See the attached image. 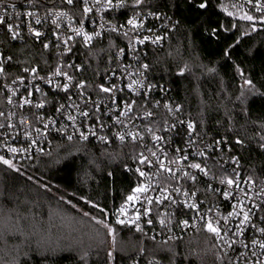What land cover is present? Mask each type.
<instances>
[{
  "label": "built area",
  "instance_id": "built-area-1",
  "mask_svg": "<svg viewBox=\"0 0 264 264\" xmlns=\"http://www.w3.org/2000/svg\"><path fill=\"white\" fill-rule=\"evenodd\" d=\"M225 1L238 11L264 16V0ZM86 7L91 11L85 12ZM0 17L4 18L0 23V156L20 165L49 153L56 142L130 146L133 153L126 172L139 179L138 188L147 191L135 190L129 195L132 200L127 197L116 213L118 225L161 244L203 232L235 264H264V249L259 246L264 242L260 231L264 228V182L245 178L231 146L201 134L185 117L171 89L149 78V54L164 48L178 26L172 17L144 11L136 0H111V4L108 0H73L71 4L67 0H0ZM85 34L92 39L85 42ZM105 41L115 51L98 80L82 61L85 50ZM8 44H35L47 55L42 65L20 66L5 54ZM57 69L61 74H56ZM132 81L137 83L129 88ZM81 83L83 88L78 87ZM65 84L69 85L66 91ZM100 86L115 88L102 92ZM126 105H131V111ZM130 133L138 134L135 140ZM193 163L200 164L207 175L191 168ZM228 179L233 185L227 184ZM234 212L238 214L230 215ZM244 212L249 220L242 225ZM209 218L221 229V236L227 224V237L219 239L206 230ZM131 264L164 263L140 254Z\"/></svg>",
  "mask_w": 264,
  "mask_h": 264
},
{
  "label": "trees",
  "instance_id": "trees-1",
  "mask_svg": "<svg viewBox=\"0 0 264 264\" xmlns=\"http://www.w3.org/2000/svg\"><path fill=\"white\" fill-rule=\"evenodd\" d=\"M140 9L178 23L149 54L151 82L171 89L201 134L231 146L245 178L264 182V16L225 0H142ZM114 51L106 41L85 50L86 71L99 80ZM5 54L20 66L42 65L47 55L35 44H8ZM132 153L56 142L19 171L0 161V264H131L140 254L164 264H235L206 233L161 244L117 224L140 186L126 172Z\"/></svg>",
  "mask_w": 264,
  "mask_h": 264
},
{
  "label": "snow or ice",
  "instance_id": "snow-or-ice-1",
  "mask_svg": "<svg viewBox=\"0 0 264 264\" xmlns=\"http://www.w3.org/2000/svg\"><path fill=\"white\" fill-rule=\"evenodd\" d=\"M141 2H142V0H136V4H140ZM67 3L71 4V3H73V0H67ZM108 3L111 4V0H108ZM117 6H119V5H117ZM204 6H205V5H203V4L200 5V7H204ZM88 11H91V9L86 7V8H85V12H88ZM246 18L249 19V20L253 19L251 16H248V17H246ZM3 22H4V18H3V17H0V23H3ZM37 23H39V21H37ZM53 23H55V21H53ZM129 23L132 24V23H134V21H131V20H130ZM9 30L11 31V26H9ZM77 34H79V32H77ZM36 35L38 36L39 33H36ZM96 35H99V33H96ZM13 36L15 37V33H13ZM84 38H85V42L90 41V40L92 39V37L89 36V35H87V34H85V37H84ZM144 39L146 40V39H148V37H145ZM157 39H159V38H157ZM139 42H140V43H143L144 41L141 40V41H139ZM45 47H47V45H45ZM143 67H144V68H147V65H144ZM0 71H3V69L0 68ZM25 71H27V69H26ZM32 71L35 72V69H33ZM56 74H57V75L61 74L59 69H57ZM64 75L67 76L66 73H64ZM67 78H68L69 80L72 79L71 77H67ZM136 83H137V81H132V83L129 84L128 87H129V88H132V85H133V84H136ZM246 83L250 84L251 81H246ZM63 87H64V90L66 91V90L68 89L69 85H68V84H65ZM78 87L83 88L84 85L81 83L80 85H78ZM113 88H115V86H113ZM113 88H106V87L100 86V90H101L102 92H111V91H113ZM9 102H11V101H9ZM25 103H29V101L25 100ZM42 106H43V105H37V107H42ZM62 107H63V106H62ZM126 107H127V109H128L129 111H131V105H126ZM125 114H126V113H121V115H125ZM0 115H2V113H0ZM81 115L87 117V116H88V113H87V112H83V113H81ZM146 115H149V116H150L151 113H146ZM69 118H70V119H73V120L75 119V117H69ZM117 122H120V121L117 120ZM0 126H2V125H0ZM46 127H47V125H46ZM192 127H193V126H192L191 124H189V128H192ZM130 135H132L133 140H135V139H136V135H138V134H131V133H130ZM81 137H82L83 139H87V137L84 136L83 133H81ZM119 138L123 141L124 136H123L122 134H120V135H119ZM68 139L71 140L72 137L69 136ZM101 139H105V138H104V137H101ZM154 139H155V140H159V139H161V138H160V137H154ZM237 143H240V141H237ZM11 151H12V152H15V151H17V150H16V149H11ZM152 155L155 156L156 153L153 152ZM201 155H203V153H201ZM184 159H187V157H184ZM146 160H147L146 157H145V158H142L141 161H140V163L143 164V163L146 162ZM0 161H2V162H3L5 165H7L9 168H13V169H15L16 171H19V169H17L16 166H15L10 160L4 159L2 156H0ZM157 162L160 163L161 168H165V166H164V164H163L162 161H159V160H158ZM148 163H151V161H148ZM190 167L193 168V169H199L201 172H204V174L207 175V172H205V169L201 168V165L198 164V163H193V164L190 165ZM165 170H167V171H171V169H165ZM137 171L140 172V175H141V176H144V175H145V173H144L143 171H140V169H137ZM173 175H174V174H173ZM184 175H185V176H189V178L195 180V177H194V176H191L189 173H184ZM236 175H237V177L239 176L238 173H237ZM221 182L223 183L224 181H221ZM233 183H234V181H233L232 179H228V180H227V184H228L229 186L233 185ZM235 183H236L237 188H239V180H238V179L236 180ZM136 191H138V192H139V191H147V189H146V188H145V189L137 188ZM176 191H179V189H176ZM241 191H243V190H241ZM262 191H264V189H262ZM185 195H187V193H185ZM193 195H194V194H193ZM224 195H225V197L227 198V197L229 196V193H228V192H225ZM128 199H129V200H132L133 197L129 196ZM148 202H149V203L152 202L151 197L148 198ZM158 202H159V198H158ZM242 202H243V201H241V203H242ZM94 206H95V205H94ZM192 207H195V205H192ZM145 214H147V212H146ZM237 214H238V213H235V212H234V213H230V215H237ZM85 215H87V213H85ZM201 219H203V217H201ZM223 219H224L225 221H227L228 218H227V217H224ZM248 220H249V213H248V212H244V216H243V220L241 221V224H242V225L245 224ZM97 222H98V223H104L103 221H97ZM118 222H119V223H123V221H118ZM149 223H151V221H149ZM161 223H163V221H162ZM183 223H184L185 225H187V221H184ZM216 223L219 224L218 221H217ZM104 226H105V227H108L107 224H104ZM138 227H139V226H138ZM205 227H206V230H207L208 232H210V233H214L219 239H224V238L227 237V235H228V231H229V229H228V227H227V224L225 225V228H224V236H221V235H220L221 229H220L218 226H214V225H213V221H212L211 218L208 219V221H207ZM238 227H239V226H238ZM260 231H261V232H264V228L260 229ZM255 243H257V242H256V241H253V244H255ZM259 246H260L261 249H264V242H261V243L259 244Z\"/></svg>",
  "mask_w": 264,
  "mask_h": 264
},
{
  "label": "rangeland",
  "instance_id": "rangeland-1",
  "mask_svg": "<svg viewBox=\"0 0 264 264\" xmlns=\"http://www.w3.org/2000/svg\"><path fill=\"white\" fill-rule=\"evenodd\" d=\"M106 228H108L109 232H110V240H109L110 254L113 255V247H112L113 233H112V230L109 227H106Z\"/></svg>",
  "mask_w": 264,
  "mask_h": 264
}]
</instances>
